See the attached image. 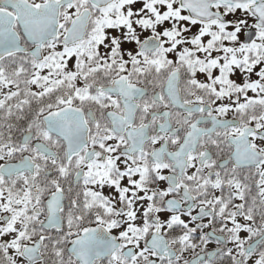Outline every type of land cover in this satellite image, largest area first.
Returning <instances> with one entry per match:
<instances>
[{
	"label": "snow or ice",
	"instance_id": "obj_1",
	"mask_svg": "<svg viewBox=\"0 0 264 264\" xmlns=\"http://www.w3.org/2000/svg\"><path fill=\"white\" fill-rule=\"evenodd\" d=\"M0 264H264V0H0Z\"/></svg>",
	"mask_w": 264,
	"mask_h": 264
}]
</instances>
